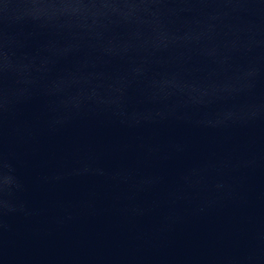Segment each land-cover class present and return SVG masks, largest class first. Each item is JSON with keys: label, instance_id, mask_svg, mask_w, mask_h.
<instances>
[{"label": "water", "instance_id": "obj_1", "mask_svg": "<svg viewBox=\"0 0 264 264\" xmlns=\"http://www.w3.org/2000/svg\"><path fill=\"white\" fill-rule=\"evenodd\" d=\"M0 264H264V0H0Z\"/></svg>", "mask_w": 264, "mask_h": 264}]
</instances>
